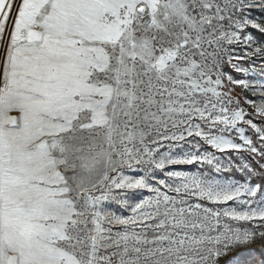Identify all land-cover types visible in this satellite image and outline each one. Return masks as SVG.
Wrapping results in <instances>:
<instances>
[{"label": "snow or ice", "instance_id": "snow-or-ice-1", "mask_svg": "<svg viewBox=\"0 0 264 264\" xmlns=\"http://www.w3.org/2000/svg\"><path fill=\"white\" fill-rule=\"evenodd\" d=\"M257 7L0 0V264H245L264 243ZM233 153L244 182L217 178Z\"/></svg>", "mask_w": 264, "mask_h": 264}, {"label": "rangeland", "instance_id": "rangeland-1", "mask_svg": "<svg viewBox=\"0 0 264 264\" xmlns=\"http://www.w3.org/2000/svg\"><path fill=\"white\" fill-rule=\"evenodd\" d=\"M247 15L253 17L257 21L264 20V8H259V7L254 8L251 12L247 13ZM249 34L253 35V38L255 40L253 48L264 47V34L259 33L258 30H250ZM245 67L248 68V72L246 73V76L251 77L250 83H252L254 86L257 87L260 86L261 84H264V57L256 56L250 58L246 62ZM232 155L239 161V163H234L231 166H229L227 171L217 175V178L232 179V180H237L239 182H244V179L247 178V175L246 173L240 170V167L241 165H246L249 163V161L245 159L247 153L244 154L233 153ZM221 160L223 163L225 158L222 157ZM199 167L200 166L198 165L178 166L177 170L186 171V172H196ZM236 256L238 258L243 259L245 261V264H247V261L253 260V258L250 257V252L248 251L246 252L243 251Z\"/></svg>", "mask_w": 264, "mask_h": 264}, {"label": "trees", "instance_id": "trees-1", "mask_svg": "<svg viewBox=\"0 0 264 264\" xmlns=\"http://www.w3.org/2000/svg\"><path fill=\"white\" fill-rule=\"evenodd\" d=\"M243 251L250 252V257L253 258L255 264H261V261L264 260V243L256 242L251 245L241 246L238 250H236V255Z\"/></svg>", "mask_w": 264, "mask_h": 264}]
</instances>
